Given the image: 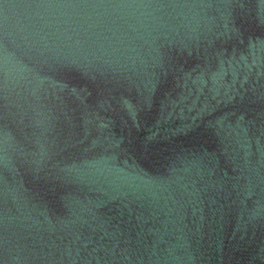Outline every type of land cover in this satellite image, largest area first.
Here are the masks:
<instances>
[{"label": "water", "instance_id": "water-1", "mask_svg": "<svg viewBox=\"0 0 264 264\" xmlns=\"http://www.w3.org/2000/svg\"><path fill=\"white\" fill-rule=\"evenodd\" d=\"M0 264H264V0H0Z\"/></svg>", "mask_w": 264, "mask_h": 264}]
</instances>
